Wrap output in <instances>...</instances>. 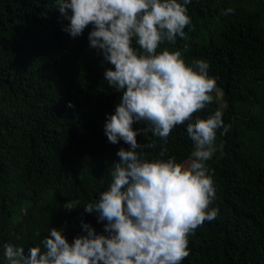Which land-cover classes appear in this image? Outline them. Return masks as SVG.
Masks as SVG:
<instances>
[{
	"label": "trees",
	"instance_id": "1",
	"mask_svg": "<svg viewBox=\"0 0 264 264\" xmlns=\"http://www.w3.org/2000/svg\"><path fill=\"white\" fill-rule=\"evenodd\" d=\"M187 7L185 37L161 47L180 50L189 64L209 63L225 106L213 100L194 116L220 110L230 128L218 130L207 162L218 214L189 235L182 264H264V0ZM67 23L54 0H0V258L5 242L27 251L51 227H62L69 242L86 235L82 220L106 234V221L83 207L108 188L118 149L129 148L108 142L103 127L122 94L103 76L114 66L89 47L91 26L72 38ZM137 140L148 159L159 158L161 138L148 131ZM166 147L165 159L188 160L194 144L184 125Z\"/></svg>",
	"mask_w": 264,
	"mask_h": 264
},
{
	"label": "clouds",
	"instance_id": "2",
	"mask_svg": "<svg viewBox=\"0 0 264 264\" xmlns=\"http://www.w3.org/2000/svg\"><path fill=\"white\" fill-rule=\"evenodd\" d=\"M191 2L54 0L68 21L63 30L76 38L91 26L89 47L114 66L103 76L122 95L114 113L106 114L104 134L108 142L123 141L129 148L118 149L108 188L83 207L98 222L106 221V234L82 220L86 235L69 242L62 227H51L27 251L5 242L0 264H182L189 256V235L218 214L212 206L214 170L207 162L216 151L218 130L226 134L230 128L220 110L206 118L194 116L214 100L216 79L209 75V63L197 59L189 64L180 50L161 47L185 37L192 24ZM142 121L148 126L133 128ZM179 125L194 144L183 162L164 158L167 140ZM148 131L165 142L159 158L148 159L138 143L137 135Z\"/></svg>",
	"mask_w": 264,
	"mask_h": 264
},
{
	"label": "rangeland",
	"instance_id": "3",
	"mask_svg": "<svg viewBox=\"0 0 264 264\" xmlns=\"http://www.w3.org/2000/svg\"><path fill=\"white\" fill-rule=\"evenodd\" d=\"M212 95L214 96V101L223 108L225 106L223 99H222V93L219 89L215 88Z\"/></svg>",
	"mask_w": 264,
	"mask_h": 264
}]
</instances>
